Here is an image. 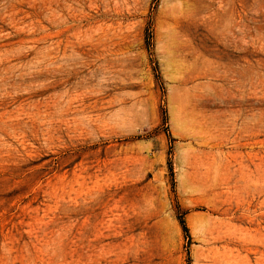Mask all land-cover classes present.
Masks as SVG:
<instances>
[{
  "label": "rangeland",
  "instance_id": "374dc122",
  "mask_svg": "<svg viewBox=\"0 0 264 264\" xmlns=\"http://www.w3.org/2000/svg\"><path fill=\"white\" fill-rule=\"evenodd\" d=\"M0 264H264V0H0Z\"/></svg>",
  "mask_w": 264,
  "mask_h": 264
}]
</instances>
